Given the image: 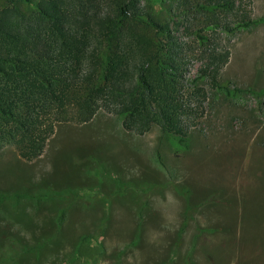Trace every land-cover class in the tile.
I'll return each instance as SVG.
<instances>
[{
	"label": "rangeland",
	"instance_id": "obj_1",
	"mask_svg": "<svg viewBox=\"0 0 264 264\" xmlns=\"http://www.w3.org/2000/svg\"><path fill=\"white\" fill-rule=\"evenodd\" d=\"M248 8L218 36L231 92L211 90L186 149L103 108L58 122L36 159L0 148V264H264V0ZM174 18L179 52L205 53L197 20Z\"/></svg>",
	"mask_w": 264,
	"mask_h": 264
},
{
	"label": "trees",
	"instance_id": "obj_2",
	"mask_svg": "<svg viewBox=\"0 0 264 264\" xmlns=\"http://www.w3.org/2000/svg\"><path fill=\"white\" fill-rule=\"evenodd\" d=\"M165 1L0 3V148L36 159L58 122H88L103 108L136 133L157 125L186 149L211 90L231 92L221 82L231 51L220 31L258 19L251 0H172L163 18L156 6ZM176 13L197 20L205 53L179 52Z\"/></svg>",
	"mask_w": 264,
	"mask_h": 264
}]
</instances>
